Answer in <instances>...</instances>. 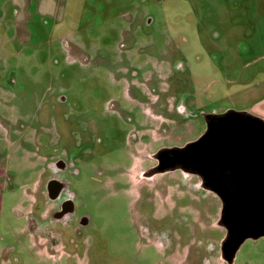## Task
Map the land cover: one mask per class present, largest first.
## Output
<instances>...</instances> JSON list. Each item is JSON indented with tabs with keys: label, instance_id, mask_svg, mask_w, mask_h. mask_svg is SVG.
<instances>
[{
	"label": "rangeland",
	"instance_id": "1",
	"mask_svg": "<svg viewBox=\"0 0 264 264\" xmlns=\"http://www.w3.org/2000/svg\"><path fill=\"white\" fill-rule=\"evenodd\" d=\"M49 2L18 27L0 0V264H179L192 245L197 260L216 259L220 197L181 171L139 181L150 165L138 144L153 124L163 144L184 142L204 113L238 110L241 90L245 103L264 93V0ZM52 158L74 165L75 221L91 217L79 256L65 254L74 221L32 213L51 203ZM29 216L43 223L38 245ZM234 264H264V236L247 239Z\"/></svg>",
	"mask_w": 264,
	"mask_h": 264
},
{
	"label": "flooded vegetation",
	"instance_id": "2",
	"mask_svg": "<svg viewBox=\"0 0 264 264\" xmlns=\"http://www.w3.org/2000/svg\"><path fill=\"white\" fill-rule=\"evenodd\" d=\"M178 111L184 115H189L188 109L180 104ZM234 117L236 121L240 122L243 126L238 130H226L224 122L226 118ZM204 124L200 126L198 132L190 139L185 140L176 145L168 146L163 144L162 136L160 135V125L153 124L151 129H146L144 135L148 137V142H141L138 144L139 152L144 151L149 157L148 168H140L137 173L139 181H151L156 175L181 171L186 176L194 177L197 179L196 188L212 191L216 193L222 201V209L217 221L216 226L225 229V235L222 238L220 253L216 259L197 260L198 251L197 246H188L185 249L179 250L176 253L184 255L183 260L179 264H229L223 255L222 248L226 245V241L230 236V228L226 224V200L213 187L212 182L207 180L202 169L199 168L198 158L208 160V167H218L223 173L238 174V177L250 176L259 173L262 166L259 165L260 160L263 158L264 151V121L255 115L247 112H241L233 109L221 108L217 111L204 113ZM251 126V128H248ZM135 137V136H134ZM203 143H206L203 145ZM197 146L199 152H192V155H186L185 151L188 148ZM263 148V149H262ZM190 159V160H189ZM244 160V162H243ZM254 163L248 164V161ZM227 163V165H226ZM213 165V166H211ZM228 166V167H227ZM74 165L64 159L52 158L47 161V169L52 174H48L45 181L46 192L48 200L51 202L46 206H36L32 209V213L38 212L41 222H58L64 226L68 225L71 221L75 222V231L77 238L69 241V246L65 250V254L79 256L80 252L88 250L82 247L78 241L85 239L84 228L90 224L91 217L88 215L81 216L78 221L76 220V194L71 188L70 181L67 179V174ZM228 170V171H227ZM48 172V173H49ZM37 203H35L36 205ZM46 211V215L43 212ZM31 212V211H30ZM39 217L29 216L27 223V230L32 234V239L37 245L39 244V234L42 231L43 223H39ZM38 218V219H37ZM227 230V234H226ZM48 236H43L50 242L53 249L60 245L58 236L50 229L45 230ZM166 241L167 238H166ZM164 242V241H163ZM168 243V242H167ZM203 245V242H201ZM73 245V246H71ZM208 250L212 253L214 245L209 244ZM9 251H13V247H9ZM87 252V251H86ZM236 259V258H235ZM234 262L232 264L235 263ZM174 264H177L174 262Z\"/></svg>",
	"mask_w": 264,
	"mask_h": 264
},
{
	"label": "water",
	"instance_id": "3",
	"mask_svg": "<svg viewBox=\"0 0 264 264\" xmlns=\"http://www.w3.org/2000/svg\"><path fill=\"white\" fill-rule=\"evenodd\" d=\"M224 125L227 131L243 127L234 117L226 118ZM199 150L195 146L188 148L185 154L190 156L192 152ZM207 162L204 158H198L199 168L204 172L206 179L212 182L213 187L226 200V224L230 228V236L222 250L226 261L232 264L247 239L264 236V151L259 163L262 169L258 174L250 176L238 177V174L227 172L224 174V170L219 171L216 166L209 168ZM251 163L255 164L254 161H248L247 165Z\"/></svg>",
	"mask_w": 264,
	"mask_h": 264
},
{
	"label": "crops",
	"instance_id": "4",
	"mask_svg": "<svg viewBox=\"0 0 264 264\" xmlns=\"http://www.w3.org/2000/svg\"><path fill=\"white\" fill-rule=\"evenodd\" d=\"M7 1L10 3V6L14 10V17L16 21L15 23L18 27L20 24H24V22L29 21L31 16V12L29 11V9H31L32 5L35 2H38V11H41L42 13H47L50 8L49 6H51L49 2L50 0H7ZM257 90L259 92H262L260 91L259 88ZM241 91H244V95L243 94L240 95L242 105L240 107L239 106H233V107H238L239 109L237 111L250 113L252 115H255L256 117H259L264 121V93L261 94L255 100H251L250 102L245 103L248 101V99H250L251 95L250 96L246 95L247 91L245 89ZM251 92L252 94L255 95L257 91H251Z\"/></svg>",
	"mask_w": 264,
	"mask_h": 264
}]
</instances>
